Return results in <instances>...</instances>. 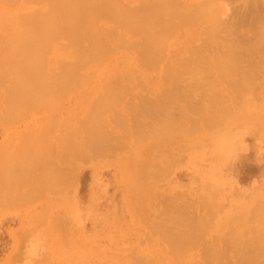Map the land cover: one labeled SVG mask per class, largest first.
I'll list each match as a JSON object with an SVG mask.
<instances>
[{
  "label": "rangeland",
  "instance_id": "obj_1",
  "mask_svg": "<svg viewBox=\"0 0 264 264\" xmlns=\"http://www.w3.org/2000/svg\"><path fill=\"white\" fill-rule=\"evenodd\" d=\"M219 1L227 5L228 24L238 27L248 25L256 6L264 14V0ZM39 8L28 0H0V44L22 30L19 15ZM15 24L21 27L14 30ZM10 29L14 32L8 35ZM78 46L86 44L82 41ZM49 47L39 61L42 71L46 69L43 74L54 79L49 85L56 89L60 68L73 65L66 53L74 44L62 39ZM116 49L89 57L80 69L72 66L77 70L67 90L57 94L54 89L52 99L29 105L30 100L25 106L23 101L13 104L4 99L12 85L3 80L9 76L10 81L11 73L5 71L10 58L1 52L0 71L7 74L0 73L5 76L0 80V264H264V248H260L264 246V84L252 83L251 96L242 97L234 81L226 86L208 72L214 85H191L192 90L176 82L172 92L186 87L190 95L186 101L178 97L169 104L171 100L161 97L172 84L163 82L159 65L147 67L154 70L150 72L140 64L137 49ZM111 92L119 97L115 109L107 110L104 101ZM214 93L219 94L220 105ZM158 98L172 112L167 115L174 116L168 122L175 120L165 137L152 130V124L164 127L167 122L156 120L150 110L155 111ZM163 102L160 107L166 109ZM213 104L221 110L220 116L215 115L217 122L197 109L211 112ZM95 109L102 114L103 132L110 142L92 151L85 148V140ZM181 121H192L191 126ZM195 124L199 127L192 130ZM78 139L84 141V153ZM220 148L232 156L219 163L213 157ZM225 178L229 184L221 183ZM178 234L194 239L175 249Z\"/></svg>",
  "mask_w": 264,
  "mask_h": 264
},
{
  "label": "bare ground",
  "instance_id": "obj_2",
  "mask_svg": "<svg viewBox=\"0 0 264 264\" xmlns=\"http://www.w3.org/2000/svg\"><path fill=\"white\" fill-rule=\"evenodd\" d=\"M28 2L39 6L40 7L39 11L29 12L26 15H24V14L19 15L20 20H21V26L24 25L22 30L19 32H17L18 30L15 31L17 33L13 34L10 38L8 36L9 39L7 38V43H4L6 45H4L3 42H2V44H0V47H1L0 48V50H1L0 54H2L1 52L3 51L4 53L7 54V57L9 56L8 58H10V59L7 58L9 62H7L5 64V66L8 63L10 65V67L8 68V66H7L6 67L7 70H5V71L9 70L7 73H9V72L11 73V75L9 74L10 75V81L7 78L9 76H6L7 73L6 74L3 73L4 70H1V71L6 77L4 75H2V77H1V75H0V80L3 77H5V78H3V80L4 79L8 80L10 85H12V88H9L10 86L8 87L6 85L10 89L8 92L9 97L7 95H6V97L4 96L5 97L4 99L7 98L9 103L14 104L15 102L20 101L21 104L24 102V106H25L26 104L29 103L30 100L33 102L30 101L29 105L34 104V102L40 103L41 102L40 100L44 101L45 99H52V97H53L52 95H54L53 93H54V89H55L54 88L55 84H54V87H51L52 84L50 82L52 80V83H53L54 79H50V80L48 79L49 77L50 78L52 77L51 74L48 75L49 77H46L43 74V71H45L46 69L42 71V69L44 68V67H42L43 62L39 61V58H40L39 56H41L42 55L41 53H43L46 49H50V47L48 48V46L51 43L55 42L56 40L58 41V40H62V39H69L73 42L74 47L69 48V51L66 54H68V56L71 60V64H73L72 66H74L75 68H78V69H80V66H82L83 64H85L89 61V57L91 58V57L98 56L101 53H105L109 49H110V52H111V50L113 51L115 48H119V49L122 48L123 50L134 49L135 51L137 49L136 54L138 55L140 64L142 66H144V68L154 67L156 65H159L158 66L159 67V73H160L159 76L163 77V82L166 81L169 83V84L166 83V85L172 84L170 87L169 86L167 87L169 89H167V93L165 94L166 96L163 94L164 97L163 96L161 97V98H164V100L166 99L165 100L166 102H167V99L171 100V102L168 100L169 104H171L173 102L172 101L173 99L175 100L178 97H181V98L183 97V100L186 101L187 96L190 95L189 91H188L189 94L185 93L184 90L186 89V87H191L190 89H192L194 85L196 87H198V86L200 87L201 85H203L205 83H213L210 80L209 76H207L208 72L211 74L210 77H212V78L214 77L215 80L217 79L218 81H222L223 83L226 82V83H224L225 85L226 84L228 85L229 82L234 81L235 86H236L235 89L237 90V88H241V89H239L240 91L237 90L239 92L240 96L250 95L251 90L248 86L254 85L252 83L258 82V84L259 83L260 84L262 83V85L264 84V14H262V13L259 14V12H261V10H259V12H257L258 11L257 6H256L257 10L255 8L256 14H253L252 11H254V9L251 8L252 9L251 14H253V15L250 16L251 14L249 13V18L250 17L251 18H250L248 25H246V26L243 24L241 25L240 24L241 21H240V22H238L240 24L238 27V25H233L235 23L230 24V22H229V24L231 26L228 24L227 18L225 17L228 13L227 5L226 4L223 5L219 0H28ZM255 2L256 1L254 0V3ZM242 3H243V1H242ZM229 14L231 15V13H229ZM243 14H245V13H243ZM105 18H107V19H105ZM17 19L19 22L16 21V23L19 24L20 20H19V18H17ZM246 19H248V18H245V20ZM101 20H105V23L103 22L104 24H102ZM17 25L15 24V26L13 28L14 30H16L15 27ZM21 26L20 25L17 26V29H18V27H21ZM13 29L12 30L10 29L11 32L9 33V31H8L7 34L10 35L12 32H14ZM88 30H89V34L87 33ZM84 32H86V34ZM90 34L92 36H89ZM221 35H223V36H221ZM115 36L118 40L117 43L115 42ZM3 38L5 39V37H3ZM4 39H3V41H4ZM82 41L86 44V46L83 48H75ZM2 47L4 48V50L2 49ZM119 49H116V50H119ZM3 56L6 57L5 54ZM3 56H2V59L4 58ZM42 57H44V56H42ZM7 59L4 61V63L7 61ZM44 59H45V57H44ZM0 60H1V58H0ZM1 61L3 62V60H1ZM86 65H88V64H86ZM125 65H127V64H125ZM3 66H4V64H3ZM3 66L1 68L6 69ZM72 66L70 69H68L67 66H62V68H60L62 71L64 70L63 72L61 71L62 75L59 74L60 72L59 73L57 72L61 76L59 78L57 77L58 80L56 79V81L58 82V85L56 84L57 86L55 89V93L57 92V94H58V93L64 92V90L65 89L67 90V88L69 87V84L70 85L72 84V82H70L71 77L75 75L74 73L77 70V69L74 70L72 68ZM124 68L126 69V67H124ZM147 69L148 70L151 69V70H149L150 72L153 70L152 68H147ZM1 71H0V73H1ZM123 79H124V82H125V79L127 80L126 77ZM129 79L130 78L128 77V80ZM148 79H149V77H148ZM179 81L182 82L181 86H183L184 83L186 84L185 85L186 87H184L185 89L183 91L182 90L181 91L176 90L177 92H172V89L175 91L174 88L176 85L178 86ZM227 81H229V82H227ZM176 82H177V84L175 85L174 83H176ZM5 83H6V81H5ZM49 84H51V85H49ZM191 85H193V86H191ZM213 85H214V83H213ZM0 87H2V86H0ZM255 87H257V86H255ZM260 87H261V85H260ZM122 88H121V90H122ZM165 88H166V86H165ZM215 88L217 89V87H215ZM233 88H234V86H233ZM190 89H188V90H190ZM212 89H213V87H212ZM125 91H123V92H125ZM233 91L235 92L234 89H233ZM233 91H231V93ZM1 92H2V90H1ZM212 92H214V91H212ZM216 92H218V91L216 90ZM196 93L197 92H195V93L193 92V94H196ZM255 93H256V91H255ZM109 94L107 95V97L104 101V103H105L104 106H105V108H107V110H112V109L114 110L115 109L114 108V106H115L114 102L117 101V99L119 97V95H118L119 93L118 92H111ZM199 94H201V93H199ZM218 95L216 93H214L213 98L216 97V99L215 100L213 99V100L215 101V103L217 105L218 104L220 105L221 100L219 97H217ZM208 96H210V95H208ZM261 97H262V94H261ZM159 98L157 99L158 100L157 105H156L157 101L155 100L156 102H154L156 105L155 111H154V108L150 109V110H153V112H155V114L154 113L152 114L149 111H146L149 109L148 107L145 111L150 113V115L152 114L154 118L156 117V120L159 118L161 121L163 120V123L167 121L164 124L165 126L163 125L164 127H162V125H160L161 127H159L158 124H154V125L152 124V130H155L160 135L165 133L164 135H162V137L163 136L165 137L166 135L169 134L168 132H171V128H172L171 125L174 126L175 120H174V122H172L173 121L172 119L174 118V116H172L173 118L171 119V117L167 115V114H169L168 112L170 110L167 109L166 105H164L165 101L164 102L162 101L163 107L166 106L167 110L160 107V106H162V104H161L162 102L159 101ZM7 100H3V102L5 101V103H6ZM141 100H140V103H141ZM258 101H260V100H258ZM159 102H160V104H159ZM5 103H3V104H5ZM44 103H47V102H44ZM212 103H214V102H212ZM186 104H188V103L185 102V105ZM224 104H226V102ZM150 105H152V104L150 103ZM147 106H149L148 103H147ZM152 106H154V105H152ZM152 106L150 108H152ZM187 106L188 105H186L185 107L187 108ZM213 106H214V104H213ZM216 106H214V107H216ZM16 107H13V108H16ZM214 107H212L213 110L211 112H206L204 109L202 110V108H197V109H198V112L202 113L203 115L205 114V116L210 115L212 117V119L214 120L216 118L215 115H217L218 112L221 111L220 109H218L219 106L216 108H214ZM227 107H229V106H227ZM137 108L140 109L141 106L137 107ZM16 109H17V111L21 112L20 110L22 108L20 109L17 107ZM18 109H20V110H18ZM193 109H192L193 111L196 110L195 112H197L196 107H193ZM171 110H173V109H171ZM181 110H182V112H184L182 108H181ZM184 110H187V109H184ZM6 111H8V110H6ZM9 111H11V110H9ZM96 111L98 112V110L95 109L94 113ZM225 111L226 110H223V112H225ZM97 112H96V115L93 114V115H95V117H92V122L90 123L91 126L88 127L89 130H88L87 140L84 139L86 142L85 148L89 147L92 149V151H93V149H96V150L99 149L100 146H104L105 142H107V141L110 142L108 140V138H106V136L104 135V132H103L104 129L102 126H104L105 122L103 124L101 123V117H102L101 115L102 114L100 115ZM182 112H179V113L177 112V113L178 114L181 113L180 115H182ZM171 113H170V115H173ZM200 113H199V115L201 116ZM11 114H13V112ZM220 114L221 113H219L218 115L220 116ZM136 115H134V116H136ZM180 115H179V117H180ZM183 115H186V111H185V113H183ZM219 116H217V117H219ZM221 116L223 118L226 117V115L224 117L223 114ZM140 117H142V116L140 115ZM168 117H169V120L170 119L172 120L171 122L173 124L168 122ZM208 117H206V119H204L205 122L207 120H209V119H207ZM223 118H221V119H223ZM184 119H185V117H184ZM216 119H215V122H217ZM134 120L137 121V119H134ZM180 120H182V119H180ZM115 121H117V120H115ZM143 121H145V120H143ZM187 121L185 123L184 122H182V123H184L186 125L188 123ZM87 122H88V120H87ZM138 122H140V120ZM146 122H147V120L143 123H146ZM190 122H192V121H190ZM207 122H209V121H207ZM218 122H220V121H218ZM222 123H224V122H222ZM141 124H142V121H141ZM85 125H87V124L85 123ZM176 125H177V122H176ZM118 126H119V124H118ZM189 126H191V123L189 124ZM196 126L199 127V125L195 124V126L191 127V129L193 130L194 127L196 128ZM204 128H206V127H204ZM162 129H164V130H162ZM232 129H233V127H232ZM235 130H237V129H235ZM108 135H109V133H108ZM227 139H229V137ZM220 140H222L224 142V140L222 138ZM79 141H81V140H79ZM83 142L82 141L80 142L82 145V146L79 145L80 148L83 147V144H82ZM81 150L84 153V150H85L84 147ZM231 150L233 151V149H231ZM216 153H218V154L213 158L216 161H219V163L224 161V159L230 158L232 156V152H229L227 150H222V148L218 149V151H216ZM92 155H93V153H92ZM221 159H223V160H221ZM221 183L222 184L224 183V185H226V184L230 183V180L225 178L224 181ZM237 207H238V205H237ZM256 208H258V207H256ZM261 208H262V206H261ZM240 209H242V208H240ZM210 210H208V212ZM225 210H227V209H225ZM235 212L237 214V211H235ZM235 212H234V214H235ZM261 212H263V211L261 210ZM229 214H231V213H229ZM175 216H177V215H175ZM231 216H233V215H231ZM249 216L252 217L251 215H249ZM251 219L253 220V218H251ZM259 219L261 220V218H259ZM251 222H253V221H251ZM159 223H161V221ZM169 224H167V227H169L168 226ZM172 225H174V224H172ZM181 225L182 224H180V226ZM250 225H249V227H250ZM173 228H174V226H173ZM202 229H203V227H202ZM205 230H207V229H205ZM198 233H200V232L198 231ZM178 235H179L178 237L175 236L176 240H175V242H173V244L175 243L174 244L175 249H176V247L177 248H183L184 245H186V244L188 245V243H190L194 239L192 237L188 238L187 235H186V237H185V235H180V234H178ZM200 235H201V233H200ZM200 237L202 238V236H200ZM257 238H255V239H257ZM259 239H261V238H258V240ZM197 240H196V242H198ZM209 241H211V240H209ZM213 242H212V244H213ZM215 243L216 242H214V244ZM233 245H234V243H233ZM215 246H217V244ZM201 247H203V246H201ZM260 248H264V246H261ZM251 249H252V247H251ZM218 250H219V248H218ZM255 252H257V251H255ZM262 254H264V253H261V256H263ZM255 255H260V254L256 253ZM204 257L205 256H203V258ZM220 257H222V256H220ZM204 259H206V258H204ZM207 260H208V256H207ZM217 260H219V259H217ZM221 261H222V259H221ZM151 264H153V263H151Z\"/></svg>",
  "mask_w": 264,
  "mask_h": 264
}]
</instances>
